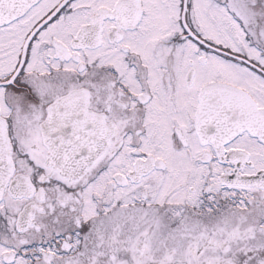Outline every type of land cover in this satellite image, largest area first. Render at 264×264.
<instances>
[{
	"label": "snow or ice",
	"instance_id": "obj_1",
	"mask_svg": "<svg viewBox=\"0 0 264 264\" xmlns=\"http://www.w3.org/2000/svg\"><path fill=\"white\" fill-rule=\"evenodd\" d=\"M0 264H264V0H0Z\"/></svg>",
	"mask_w": 264,
	"mask_h": 264
}]
</instances>
